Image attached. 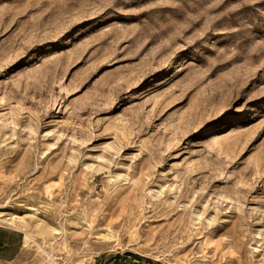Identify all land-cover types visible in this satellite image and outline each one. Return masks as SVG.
Here are the masks:
<instances>
[{"label": "rangeland", "instance_id": "obj_1", "mask_svg": "<svg viewBox=\"0 0 264 264\" xmlns=\"http://www.w3.org/2000/svg\"><path fill=\"white\" fill-rule=\"evenodd\" d=\"M0 264H264V0H0Z\"/></svg>", "mask_w": 264, "mask_h": 264}, {"label": "bare ground", "instance_id": "obj_2", "mask_svg": "<svg viewBox=\"0 0 264 264\" xmlns=\"http://www.w3.org/2000/svg\"><path fill=\"white\" fill-rule=\"evenodd\" d=\"M24 241L27 242V241H28V238L26 237ZM27 243H28V242H27Z\"/></svg>", "mask_w": 264, "mask_h": 264}]
</instances>
